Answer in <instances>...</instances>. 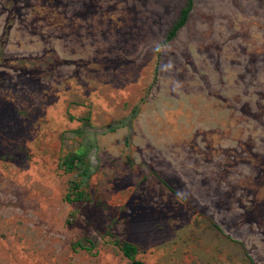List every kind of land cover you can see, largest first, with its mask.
Wrapping results in <instances>:
<instances>
[{"label":"rangeland","instance_id":"rangeland-1","mask_svg":"<svg viewBox=\"0 0 264 264\" xmlns=\"http://www.w3.org/2000/svg\"><path fill=\"white\" fill-rule=\"evenodd\" d=\"M190 1L0 0V264H264V0Z\"/></svg>","mask_w":264,"mask_h":264},{"label":"trees","instance_id":"trees-1","mask_svg":"<svg viewBox=\"0 0 264 264\" xmlns=\"http://www.w3.org/2000/svg\"><path fill=\"white\" fill-rule=\"evenodd\" d=\"M189 3L191 2L190 0H188ZM189 7L190 5L187 7V9L183 10L180 16V19L178 21V23L172 28L170 35H174L176 33L177 30H179V28H181L183 26V24L185 23L188 11H189Z\"/></svg>","mask_w":264,"mask_h":264},{"label":"bare ground","instance_id":"bare-ground-1","mask_svg":"<svg viewBox=\"0 0 264 264\" xmlns=\"http://www.w3.org/2000/svg\"><path fill=\"white\" fill-rule=\"evenodd\" d=\"M256 43V42H255ZM197 96V95H196ZM218 104V103H217ZM205 114V113H204ZM222 116V115H221ZM222 120V119H221Z\"/></svg>","mask_w":264,"mask_h":264}]
</instances>
